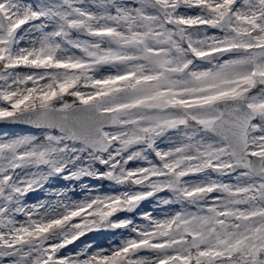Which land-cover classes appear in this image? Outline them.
<instances>
[{"label":"snow or ice","instance_id":"obj_1","mask_svg":"<svg viewBox=\"0 0 264 264\" xmlns=\"http://www.w3.org/2000/svg\"><path fill=\"white\" fill-rule=\"evenodd\" d=\"M0 264H264V0H0Z\"/></svg>","mask_w":264,"mask_h":264},{"label":"rangeland","instance_id":"obj_2","mask_svg":"<svg viewBox=\"0 0 264 264\" xmlns=\"http://www.w3.org/2000/svg\"><path fill=\"white\" fill-rule=\"evenodd\" d=\"M92 235H95V234H92ZM85 239H86V238H85ZM77 243H79V241H78ZM105 243H106V241H105ZM70 247H72V246H70Z\"/></svg>","mask_w":264,"mask_h":264}]
</instances>
